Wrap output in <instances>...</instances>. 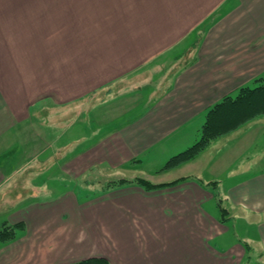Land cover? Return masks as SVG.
I'll use <instances>...</instances> for the list:
<instances>
[{
	"label": "crops",
	"instance_id": "1",
	"mask_svg": "<svg viewBox=\"0 0 264 264\" xmlns=\"http://www.w3.org/2000/svg\"><path fill=\"white\" fill-rule=\"evenodd\" d=\"M263 77L264 0H0V264H264V116L161 171ZM137 160L159 186L72 187Z\"/></svg>",
	"mask_w": 264,
	"mask_h": 264
},
{
	"label": "trees",
	"instance_id": "2",
	"mask_svg": "<svg viewBox=\"0 0 264 264\" xmlns=\"http://www.w3.org/2000/svg\"><path fill=\"white\" fill-rule=\"evenodd\" d=\"M261 79H264L261 78ZM264 116V81L256 86H244L233 95L224 96L207 113V119L202 127V135L187 150L170 158L163 170L173 168L178 164L195 159L216 138L230 133L253 119ZM134 181L121 180L124 185ZM146 187H156L157 184L149 180H140ZM139 182V183H140ZM165 185V184H164ZM220 205V202H219ZM222 215L223 212L221 211ZM227 219V217H224ZM21 224H5L0 229V245L14 239ZM73 264H110L105 258H90Z\"/></svg>",
	"mask_w": 264,
	"mask_h": 264
},
{
	"label": "rangeland",
	"instance_id": "3",
	"mask_svg": "<svg viewBox=\"0 0 264 264\" xmlns=\"http://www.w3.org/2000/svg\"><path fill=\"white\" fill-rule=\"evenodd\" d=\"M117 90L119 91L118 88H117ZM102 91H103L102 93H104L105 89H102ZM100 92H101V90H100ZM91 96L93 98H95V102H99L103 95L98 93L95 96H93V95H91ZM104 106L105 105L99 103L94 108L95 109H100V108H102ZM84 116L86 117V120H87V118L89 117L88 110L81 117H79L78 115L77 116L74 115V112L72 114H70V115H65V116H62V117L61 116H56V119H55L54 122L58 121L57 124L62 123L63 125L62 124L61 125H56V127L52 128L51 132L60 133V134L63 133L65 131V126H67V123L71 119H74L75 117H77V119H79V121L77 123V126H79L80 124H82V119L84 118ZM43 117H44V121H47L46 118L49 117V115L45 114ZM257 118H259V117H257ZM257 118H255V119H257ZM247 124H245V125H247ZM245 125H242L238 129L214 139L204 151H206L207 149L211 148V146L216 141H218L220 139H223V138H227L228 136H231L232 134L234 135L236 133H239L243 129V127ZM44 128L46 130H48L47 127H46V124H45ZM69 135H71V131L69 133H67V134H64L62 136V139L63 138L64 139L67 138ZM203 152H201V153H203ZM201 153L199 155H201ZM197 157L195 159H197ZM195 159H192V160H190L188 162L194 161ZM188 162H185V163H182V164H178V165L174 166L173 168L167 169L166 171H170L172 169H178L179 170L181 167H183ZM47 164L46 163H43V164L37 163V167L36 168H37V170L45 168L47 166ZM165 165L163 166V168L165 167ZM163 168L161 169V171L166 172L165 170H163ZM33 170H35V169H33ZM147 171H148L147 167L140 160L134 161L131 166H126V167H124V168H122L120 170H113V169L104 168V167H95L89 173L84 175L82 178L75 179L74 180L75 184H73L72 187H76L77 186V189L80 191L81 189L79 187V184L86 185V186H84L82 188V192H83V194H85V193L89 192V190H91V188H92L91 184L93 185L94 189L96 187V190H105V189H108V188H111V187H116L117 185L121 184V180L134 181V182H140V180H149L150 181V179H148L146 177V172ZM71 184H72V182H71ZM220 210L223 212V215H222L223 217H227V219L231 218V216H232L231 213H233V212L229 208H227L226 205H224L222 202H220ZM234 219H236V218H234ZM241 227H242V225L240 224L238 226V228L240 229ZM247 264H259V256H258V254L255 251L252 252V253L250 251V258H249V262H247Z\"/></svg>",
	"mask_w": 264,
	"mask_h": 264
}]
</instances>
